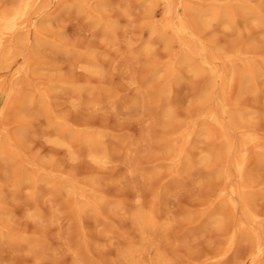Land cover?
Here are the masks:
<instances>
[{
	"label": "rangeland",
	"instance_id": "1",
	"mask_svg": "<svg viewBox=\"0 0 264 264\" xmlns=\"http://www.w3.org/2000/svg\"><path fill=\"white\" fill-rule=\"evenodd\" d=\"M23 1L0 0V264H264V0Z\"/></svg>",
	"mask_w": 264,
	"mask_h": 264
},
{
	"label": "bare ground",
	"instance_id": "2",
	"mask_svg": "<svg viewBox=\"0 0 264 264\" xmlns=\"http://www.w3.org/2000/svg\"><path fill=\"white\" fill-rule=\"evenodd\" d=\"M162 3H163V5L165 6V13H166V15H167V17L169 16V13H170V0H162ZM29 7V2H28V0H24L22 3H21V5L19 6V8L16 10V13H19V14H22V15H24L25 13H26V11H27V8ZM210 14H212V15H215V11H212ZM15 26H14V24L12 23V24H8V25H6L5 26V28H6V30L7 31H12L13 30V28H14ZM163 27L164 28H173L175 31L177 30V31H180L181 30V28L179 27V26H173L171 23H170V21L168 20V18L166 19V21L163 23ZM0 43H1V38H0ZM210 118H211V120H213L217 125H219L221 128L223 127L222 125H221V123H220V121L218 120V116L215 114V113H210ZM221 136H223V138H226V134H225V131L223 130V131H221ZM250 140H251V138H250ZM263 154H264V149H263ZM244 168H245V158L243 157V155H242V157H240V159H238V160H236V163H235V169H236V171H237V174H238V177L240 178V179H243L244 178ZM224 176H225V178H228L229 177V173L228 172H225V174H224ZM244 187H245V184H243L242 186H241V188L242 189H244ZM229 199H232V196H230L229 197ZM138 218H139V221H140V224L142 225V226H145L146 224H148L151 220V218H150V216H145L144 214H139L138 215ZM252 235H253V240L255 241V242H258L257 240H258V237H257V235L256 234H254V233H252ZM257 245H258V243H257ZM258 248H259V250L261 249V247L258 245ZM250 264H253V263H250Z\"/></svg>",
	"mask_w": 264,
	"mask_h": 264
}]
</instances>
